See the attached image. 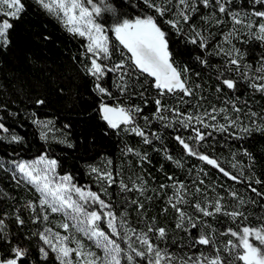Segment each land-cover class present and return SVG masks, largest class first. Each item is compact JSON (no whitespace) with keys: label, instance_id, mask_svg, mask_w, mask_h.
<instances>
[{"label":"trees","instance_id":"obj_1","mask_svg":"<svg viewBox=\"0 0 264 264\" xmlns=\"http://www.w3.org/2000/svg\"><path fill=\"white\" fill-rule=\"evenodd\" d=\"M24 2L26 9L23 14L19 19L12 20L13 27L9 30L11 43L7 48L0 46V122L9 129L7 134L0 129V218L6 220L11 243L28 249L27 257L20 264H59L55 261L54 254H50L46 261L40 258L38 248L42 241L32 233L43 230L44 224L41 221L33 223L32 209L25 205L27 201L33 200L37 206L38 193L9 166L10 162L32 160L45 153L60 162L57 168L60 175L71 174L74 184L96 191L112 206L117 214L118 228L121 214L125 210L129 214L125 219L137 231H146L145 225L153 223L151 218L155 217V223L164 226L169 237L167 244L161 243L160 247H167L178 256H198L201 251L209 249V246L189 247V233H198L199 229L173 232L174 217L178 213L168 204V198L174 195L191 201L190 206L179 205L190 212L194 211L196 199L204 204L205 198L211 201L220 198L222 209H227L229 213L233 210L243 213V216L236 218L224 215L223 210L208 217L198 213L211 227L217 229L215 235L218 242L223 240L226 243L228 239H232L238 243V237L226 232L228 227L241 231L243 226L258 227L264 223V195L259 194L264 193V131L253 130L250 134L233 136L232 132L238 131L235 126H228L230 130L223 132L207 128L206 131L211 135L205 137L199 145L188 141L216 159L226 171L237 175L239 179L236 181L225 176L216 166L207 165L199 157L191 156L175 139L177 135L185 139L194 136L192 129L196 127L205 130L203 123H197L196 113H199L201 121L207 123L226 124L225 112L219 111L222 108L231 119L238 115V123L241 125H248L250 119H257L258 123L264 119V92L249 86L252 82L264 83V79H256V76H264V71H261L264 68V60H261L264 56V39L259 38L258 30L264 17H252V32L255 34L249 35L244 25L233 21L227 14L234 9L249 13L253 8L264 10V0L260 4H255L253 0H225L227 7L224 13L212 6L215 0H211L208 7L198 0L195 12L184 7V4L190 5L191 0H184L183 3L181 0H167V3L165 0H154L164 9L163 15L156 12L155 8L145 5L144 0H93L102 8L96 19L104 25L103 31L108 36V47L112 53L109 61H104L101 56L98 62L109 63L111 67L121 58L122 46L111 28L117 19L122 21L124 18L134 19L136 15H153L166 32L172 54L170 60L188 81L187 94L177 90L174 98L172 94L162 98L164 107H161L160 114L166 119L160 120L152 118L157 108L153 99L156 94L154 78L153 90L146 94L149 103L144 104L138 95H121L113 84V81L119 82L121 87L126 88V93L141 92L143 76H126V85L119 80L121 73L109 72L104 77L103 85L113 93L111 97L105 95L104 102L115 105L120 100L126 104L140 105L141 114L137 116L136 122L149 135L152 141L150 145L145 144L134 132L106 131L107 124L100 119L98 113L101 94L93 90L94 79L85 73L83 67V62L90 65V57L93 55L89 53L85 56L87 39L70 33L59 17L37 5L35 0ZM106 4H111L116 9L115 14L104 9ZM181 11L189 14L188 21L183 20L179 14ZM2 18L5 17L0 13V19ZM168 19L177 20L180 31L167 24ZM217 20L220 22L217 23ZM192 25L205 38L204 48L199 46L200 36L196 37V43L190 39L194 35ZM225 34H231V43L225 40ZM217 45L224 47L226 51L235 45L246 55L240 57L239 65L229 66L227 60L231 57L225 53L217 55ZM123 51L126 53L124 58L127 59L130 53L126 49ZM197 57L207 63H201ZM245 65L250 67L246 70ZM230 67L233 70L229 71ZM185 68L187 72H184ZM244 75H248V81L243 79ZM226 78L234 80V88L229 89L223 83ZM137 79L140 83H137ZM217 85L220 86V91L216 90ZM37 98L44 99L45 104L37 105ZM232 100L237 102L241 111H233L229 103ZM173 108L179 111L173 112ZM213 108L217 111L213 112ZM249 110L256 112L257 117L251 118ZM205 112L208 115H204ZM189 114L192 119L187 128L173 119L176 116L179 120H184ZM212 115L216 116V121L210 119ZM145 116L149 117L147 123L144 121ZM37 119L51 123L43 127L33 122ZM169 122L172 127L168 126ZM41 132L46 139H42ZM153 133L161 139L157 140ZM11 134L20 135L22 141L5 138ZM65 139L70 141L71 147L61 143ZM126 145L139 150L141 155L147 153V159H141L135 152L126 153ZM168 155L173 159L169 160ZM177 160L180 161L179 165ZM89 165L100 171L112 172L114 183L109 185L103 179L97 183L99 171L91 172ZM248 176L259 178L261 183L256 184L254 179L248 180ZM121 180L127 185V191L121 189ZM179 181L183 182V188L177 183ZM133 182L137 185L143 183L146 190L133 188ZM249 183L257 192H252L248 187ZM161 184L166 187L161 188ZM101 187L105 192L100 191ZM196 189L200 190L199 193H196ZM229 190H235L245 203L237 208L238 198L229 196ZM133 201L137 203L133 204ZM141 203L144 204L143 208L139 207ZM173 203H176L175 199ZM93 207L99 208L98 204ZM165 207L168 208L167 212L162 211ZM4 213L8 215L5 217ZM16 214L24 221L22 225L16 222ZM57 219L56 213L49 212L47 225L53 224ZM149 235L155 242V236L151 233ZM2 236L3 233H0V237ZM251 241L260 246L258 241ZM8 245L9 241L0 240V257L11 255ZM221 254L228 255L226 252ZM233 258L235 264H244L238 257Z\"/></svg>","mask_w":264,"mask_h":264},{"label":"snow or ice","instance_id":"obj_2","mask_svg":"<svg viewBox=\"0 0 264 264\" xmlns=\"http://www.w3.org/2000/svg\"><path fill=\"white\" fill-rule=\"evenodd\" d=\"M35 2L37 5L59 17L70 33H78L79 36L87 38L88 43L85 56L89 53L93 55L90 57V65L87 62H83V67L85 73L94 79L93 90L101 94L98 113L100 114V119L107 124L106 131L134 132L143 139L145 144L150 145L152 141L149 135L136 122L137 116L141 114L140 105L135 103L126 104L120 100L115 105L104 102V96L111 97L113 93L108 87L103 85L102 81L109 72L121 73L119 80L125 85L127 84L126 76H135L137 78L143 76V83H141L143 91L141 92L126 93V88L121 87L119 82L113 81V84L121 95L126 94L128 97L132 94L138 95L142 98V102L147 104L149 103V98L146 94L152 92V78H154L156 94L153 99L157 108L152 118L160 120L166 119L160 114L161 107H164L162 105V98L164 96L172 94L174 98L177 90H182L185 94L189 92V88L186 86L188 83L186 77H182V72L170 60L172 54L169 51V41L166 38V32L157 23L153 15H136L134 19L124 18L122 21L117 19L111 25L122 49L121 58L110 67L109 63L98 62V58L101 56L104 61H109L112 56L108 47V36L103 31L104 25L97 22L96 19L102 11L100 6L94 3L93 0H35ZM183 2L184 0H181V3ZM197 2L198 0H191V4H184V7L185 9L190 8L192 12H195L197 11ZM199 2L205 7H208L211 0H199ZM253 2L260 4L261 0H253ZM165 3H167V0H165ZM144 4L148 5L149 8H155L156 12L161 15L164 14V9H162L159 3L154 2V0H144ZM212 6L214 8L218 7L220 13H224L227 7L225 0H215ZM25 9L26 4L24 0H0V13L5 17L0 19V46L7 48L11 43L9 30L13 27L12 20L19 19ZM104 9L113 12V14L116 12V9L111 4L104 5ZM179 14L182 15L184 21L189 20V14H185L183 11ZM227 14L233 21L244 25L249 35H254L255 33L252 32V17H264V10H256L253 8L252 12L249 13L234 9L228 11ZM213 15H215V12H213ZM242 17H247V19H243ZM166 22L175 27L177 31H180L177 20L168 19ZM216 22L219 23L220 21L217 20ZM191 28L194 31V35L190 39L193 43H196V37L200 36L199 46L204 48L206 44L205 38L201 36L199 31H195V25H192ZM258 30L259 38L264 39V21L259 23ZM230 35L225 34V40L229 43H231ZM217 47L219 48L217 55L225 53L228 57H231V59L227 60L229 66L239 65L241 62L240 57L246 55L245 52L236 48L235 45H232L227 51L220 45H217ZM124 49L127 50V53H130L127 59L124 58L126 55L123 51ZM197 59L201 63H207L201 57H197ZM261 60H264V56L261 57ZM249 67L245 65L246 70ZM231 70L233 69L230 67L229 71ZM236 70L238 71V69ZM261 71H264V68ZM184 72H187V68L184 69ZM243 79L248 81V75H244ZM256 79H264V76H256ZM137 83H140L139 79H137ZM223 83L229 89L234 88V80L232 78L224 79ZM145 85L148 86L146 87ZM249 86L255 90L264 92V83L252 82ZM216 90L220 91L219 85H217ZM35 103L37 105H43L45 104V100L37 98ZM229 103L232 105L234 112L241 111L237 107L235 100L229 101ZM172 111L178 112L179 110L173 108ZM216 111L217 109L213 108V112ZM219 111L225 112L224 118L226 124L201 121L199 113H196L195 118L197 123H203L205 130L196 127L192 129L195 134L194 136L185 139L177 135L175 139L183 146V150H186L191 156L199 157L203 161H206L207 165L216 166L221 173L225 176H231V179L236 181L239 179L237 175L226 171L224 167L217 163L216 159L200 151L198 147H194L188 141L191 140L195 145H199L205 137H210L211 135L206 131L207 128H212L217 132H223L230 130L228 126H235L238 128V131L232 132L233 136L250 134L253 130L257 132L264 131V119H261L259 123L257 119H250L248 125H241L238 123L240 120L238 115L235 119H231L225 109L222 108ZM249 112L251 118L257 117L256 112L251 110ZM204 115H208V113L205 112ZM173 119L178 120L187 128L190 126L192 115L189 114L184 120H179V117L176 116ZM210 119L216 121V116L212 115ZM148 120L149 117L145 116L144 121L147 123ZM33 122L43 127H47L51 123V121H41L38 119ZM168 126L172 127V124L169 122ZM0 129L6 134L9 133V129L3 122H0ZM152 135L156 136L155 133ZM41 137L42 139H46L43 132H41ZM5 138L16 142L22 141L23 139L17 134H11ZM156 139L159 140L161 137L156 136ZM61 143L67 144L69 147L72 146L67 139L62 140ZM125 152H135L141 159H147V153L141 155L139 150L128 147L127 145L125 146ZM167 158L169 160L173 159L171 155H168ZM59 163L56 158L49 156L47 153L39 155L32 160L13 161L15 169L21 174L22 180L32 185L35 192L39 194L37 197L39 203L38 211L36 202L33 200L27 201V206L32 209V222L41 221L44 224L43 230L32 233L34 236L38 235L39 240L42 241L38 251L40 258L44 261L50 258V254H54L55 261H58L59 264H145V262L146 264H235L233 257H238L244 264H264V223H261L258 227L243 226L241 231L228 227L226 232L231 233L233 237H238L239 241L236 243L232 239H228L224 243L223 240L218 242L215 235L217 229L211 227L209 222L198 214L202 213L204 217H208L216 213H221L223 210L224 215H230L232 218L243 216L242 212L233 210L229 213L227 209H222L220 198L214 201L205 198L204 204L199 199H196L194 211L191 212L179 206L181 204L190 206L191 201L189 199L178 195L168 198V204L171 205L175 213H178L174 217L175 229H173V232L175 230L188 232L189 229H199L198 233H189V247H195L196 245L209 246V249L201 251L198 256L186 258L185 255L178 256L176 253L169 251L167 247H160L161 243L167 244L169 237L166 228L164 226H158L155 223V217L151 218L153 223H147L145 225L146 231L144 229L137 231L125 219L129 215L125 210L121 214L120 227L118 228L116 224L117 214L112 210V206L106 203L96 191L85 189L74 184L71 174L65 173L60 175L57 171ZM176 163L179 165L180 161L177 160ZM88 167L91 172L95 173L99 171L97 183H100L101 179L105 180L109 185L114 183L112 172L107 170L100 171L91 165ZM247 179L252 181L254 178L248 176ZM254 182L260 184L261 180L255 178ZM177 183L180 184L181 188L184 187L182 181ZM120 187L124 191L128 190L123 180L120 181ZM136 187H139L141 191L146 190L143 183L137 185L133 182V188ZM160 187L165 188L166 185L161 184ZM173 187L175 188V185ZM248 187L251 188L252 192H257V189L253 188L251 183H249ZM100 191L105 192V189L101 187ZM199 191V189H196V193H199ZM259 194L264 195V193ZM228 195L233 198H238L237 208L245 203L242 197H238V193L235 190H229ZM174 199L176 203H173ZM132 203L136 204L137 201H133ZM97 204L100 210L93 207ZM139 207L143 208L144 204H139ZM49 210L51 213L63 214L64 220L59 224L60 227L65 230L71 227L75 229V232L83 233L92 242L95 249L99 251H95L91 247H86L74 234L63 235L59 231H54L48 227ZM162 211L167 212L168 208L165 207ZM3 215L6 217L8 213H4ZM102 217L103 222L107 224V228L111 230L110 232L101 226ZM15 219L18 224L22 225L24 223L19 214H16ZM209 229H211L210 232ZM0 233H3L0 240L9 241L8 246L11 253V255L0 257V264H20L22 259L27 257L28 249L21 247L19 244L13 245L11 243L10 233L4 218H0ZM150 233L155 236V242L152 236L149 235ZM250 236H254L260 246L253 243L249 239ZM70 242L75 243L76 247H69ZM221 244L223 248H221ZM241 248L243 249L242 251L240 250ZM233 249L236 251L233 252ZM73 252H75V258L71 256ZM222 252H226L228 255L223 256L221 254Z\"/></svg>","mask_w":264,"mask_h":264},{"label":"rangeland","instance_id":"obj_3","mask_svg":"<svg viewBox=\"0 0 264 264\" xmlns=\"http://www.w3.org/2000/svg\"><path fill=\"white\" fill-rule=\"evenodd\" d=\"M61 20V19H60ZM66 26V25H65ZM76 34H78V33H76ZM79 35V34H78ZM86 38V37H85ZM87 39V38H86ZM35 159V158H34ZM9 166L21 177V174L18 172V170H16L15 169V166H14V164H13V162H10L9 163ZM39 195V194H38ZM37 206H38V209H39V203L37 202ZM97 210H100L99 208H97ZM70 211V210H69ZM49 212H50V210H49ZM51 213V212H50ZM57 215H58V219L56 220V221H54L53 222V224H51V225H47L48 227H50L51 229H53L54 231H59L61 234H63V235H69L70 233L71 234H74V235H76V237L78 238V239H80L83 243H84V245L86 246V247H91L93 250H95V251H99V250H96L95 249V246L92 244V242L91 241H89L88 240V238L86 237V236H84L83 235V233H78V232H75V229H73V228H71L70 227V229H68V230H65V229H63L62 227H60L59 226V224L61 223V222H63V220H64V217H63V214L62 213H56ZM69 223H71L70 221H69ZM101 226L102 227H104L105 228V230L106 231H111L110 229H108L107 228V224H106V222H103V217H102V221H101ZM249 239L250 240H252V239H254L255 240V237L254 236H250L249 237ZM69 247H72V248H75L76 247V245H75V243H69ZM71 256L73 257V258H75V252H73V253H71Z\"/></svg>","mask_w":264,"mask_h":264},{"label":"water","instance_id":"obj_4","mask_svg":"<svg viewBox=\"0 0 264 264\" xmlns=\"http://www.w3.org/2000/svg\"><path fill=\"white\" fill-rule=\"evenodd\" d=\"M230 179H231V177L230 176H228Z\"/></svg>","mask_w":264,"mask_h":264},{"label":"built area","instance_id":"obj_5","mask_svg":"<svg viewBox=\"0 0 264 264\" xmlns=\"http://www.w3.org/2000/svg\"><path fill=\"white\" fill-rule=\"evenodd\" d=\"M27 206V204H25Z\"/></svg>","mask_w":264,"mask_h":264}]
</instances>
